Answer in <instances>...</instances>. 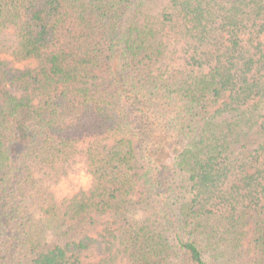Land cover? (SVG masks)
<instances>
[{"label": "trees", "instance_id": "16d2710c", "mask_svg": "<svg viewBox=\"0 0 264 264\" xmlns=\"http://www.w3.org/2000/svg\"><path fill=\"white\" fill-rule=\"evenodd\" d=\"M0 264H264V0H0Z\"/></svg>", "mask_w": 264, "mask_h": 264}]
</instances>
